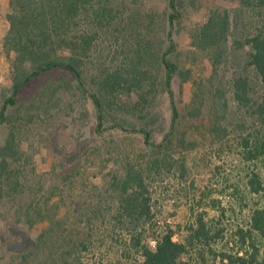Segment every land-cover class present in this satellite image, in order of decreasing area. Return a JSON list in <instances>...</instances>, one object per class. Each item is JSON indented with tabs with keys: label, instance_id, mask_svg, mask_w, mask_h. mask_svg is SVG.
Segmentation results:
<instances>
[{
	"label": "rangeland",
	"instance_id": "374dc122",
	"mask_svg": "<svg viewBox=\"0 0 264 264\" xmlns=\"http://www.w3.org/2000/svg\"><path fill=\"white\" fill-rule=\"evenodd\" d=\"M104 1L109 9L107 22L95 28L92 50L85 59L90 83L103 69L120 63L125 58L122 51L134 53L142 36L153 42L152 53L167 49L163 42L166 0ZM208 5L231 7L232 3L208 0L203 5L189 4L175 27L174 60L181 69L191 71V78L185 83L179 78L174 81L181 119L169 138L171 110L161 84L164 71L158 72L152 101L153 111L161 115L153 122L158 131L155 142L161 145L156 153H151L136 134L107 131L98 136L95 108L72 82L68 96L46 106L50 98L47 87L64 90L65 80H70L66 73L48 75L24 90L22 103L0 125V154L1 148L11 143L17 162L14 167L19 166L17 185L8 180L0 192V264H131L139 259V252L130 248L127 234L115 218L120 204L118 190L128 163L138 172L140 166L156 160L155 168L143 174V194L152 206L150 229L154 223L162 229L170 225L175 240L182 241L203 217L211 232L219 236L201 250L194 248L191 264H224V253L236 255L243 247V253L252 249L250 242L243 246L239 232L249 230L254 209L264 207V189L256 193L249 185L254 172L264 178V163L245 158L238 136L256 135L260 127L250 118L246 129L237 132L235 126L244 112L238 109L227 84L232 72L220 79L227 88L222 99L216 101L211 92L208 52L194 48L190 36L206 18ZM9 7L10 0H0V109L11 95L17 58L6 44ZM200 89V99L207 108L198 128L185 115ZM226 102V117L233 123L229 140L220 141L212 138L209 126L215 115L212 112L223 110ZM182 135L186 136L183 143ZM254 236L264 250V239L256 233Z\"/></svg>",
	"mask_w": 264,
	"mask_h": 264
},
{
	"label": "trees",
	"instance_id": "16d2710c",
	"mask_svg": "<svg viewBox=\"0 0 264 264\" xmlns=\"http://www.w3.org/2000/svg\"><path fill=\"white\" fill-rule=\"evenodd\" d=\"M225 1H231L232 6L206 7V18L190 32L191 45L208 52L212 64L211 92L214 91L215 99H222L226 95V85H222L223 80L220 79L228 78L232 72L227 84L238 109H243L244 112L241 121L235 126L238 128L237 132L242 127L246 129L250 118H255L260 127L256 135L240 134V147L244 149L246 159L261 160L264 163V0ZM197 2L203 5L208 0H166L164 3L163 21L167 31L163 42L167 43L166 51L152 53L155 49L153 42L141 35L143 42L137 44L138 49L134 53L122 51L125 58L114 67L103 69L90 83L86 77L85 59L92 50L97 33L95 28L98 23L107 22L109 9L105 1L10 0V30L6 44L16 52L17 58L12 92L0 109V125L22 103V95L29 85L48 75L63 72L70 78L65 80L67 87L61 91H53L51 87H47L50 95L46 93V96L49 95L50 98L47 99L46 106L68 96L72 90V82L76 91L90 99L95 108L94 130L98 136H103L107 131L136 134L142 138L151 153H156L161 145L155 142L158 131L153 122L159 121L161 115L153 111L152 101L159 81L158 72L164 71L161 84L171 110L170 131L166 135L169 138L181 119L174 81L179 78L185 83L191 78V71L181 69L174 60L177 51L175 27L184 18L189 4L193 6ZM84 21L85 25L82 24ZM201 94L200 89L194 95L185 115L198 128L207 108L205 100L200 99ZM227 108L228 102L220 112L216 109L212 112L215 115L211 119L209 132L213 139L229 140V128L233 120H227ZM114 112L122 115L118 117ZM185 137L182 135L180 142H185ZM12 150L11 143L1 148L0 192L6 181L15 185L18 183L16 170H19V166L14 167L17 162ZM158 162L156 160L147 166H140L138 172L128 163L126 178L119 185L120 204L115 218L122 230H125L130 248L140 254V258H136L131 264H191V251L210 245L211 240H216L219 234L211 232L203 217L199 218L198 225L190 227V235L182 241L175 240V231L170 225L162 229L154 223L150 229L148 222L153 216L152 206L150 198L143 194V174L155 168ZM249 185L253 192L260 193L264 189V178L260 173L254 172ZM255 233L264 239V207L254 209L251 228L246 231L241 229L239 232L243 246L250 242L252 249H245L246 253H243V247L236 255L224 253L221 261L227 260L224 264H264V250L256 244ZM153 240L155 245L152 244Z\"/></svg>",
	"mask_w": 264,
	"mask_h": 264
}]
</instances>
